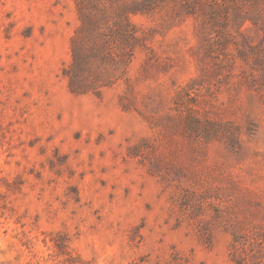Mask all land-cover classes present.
<instances>
[{
    "label": "rangeland",
    "instance_id": "obj_1",
    "mask_svg": "<svg viewBox=\"0 0 264 264\" xmlns=\"http://www.w3.org/2000/svg\"><path fill=\"white\" fill-rule=\"evenodd\" d=\"M77 1L0 0V264H264V0H128L70 71Z\"/></svg>",
    "mask_w": 264,
    "mask_h": 264
},
{
    "label": "trees",
    "instance_id": "obj_2",
    "mask_svg": "<svg viewBox=\"0 0 264 264\" xmlns=\"http://www.w3.org/2000/svg\"><path fill=\"white\" fill-rule=\"evenodd\" d=\"M76 7L81 25L72 39L70 71L77 67L78 60L82 58L97 57L112 63L111 52L114 50L119 51V64L125 71L136 42L134 27L129 18L147 11V3L128 0H78ZM97 20L106 24L104 30L98 31ZM95 32L103 38L102 42L94 47H85L84 55L80 54V38L86 40ZM69 88L74 91L72 83Z\"/></svg>",
    "mask_w": 264,
    "mask_h": 264
}]
</instances>
